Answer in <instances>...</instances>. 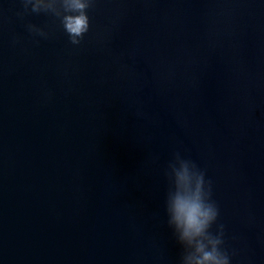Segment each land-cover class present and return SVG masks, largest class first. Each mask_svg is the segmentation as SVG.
Wrapping results in <instances>:
<instances>
[{"label": "water", "instance_id": "1", "mask_svg": "<svg viewBox=\"0 0 264 264\" xmlns=\"http://www.w3.org/2000/svg\"><path fill=\"white\" fill-rule=\"evenodd\" d=\"M23 11L0 0V264H180L176 151L264 264V0H94L79 45Z\"/></svg>", "mask_w": 264, "mask_h": 264}, {"label": "clouds", "instance_id": "2", "mask_svg": "<svg viewBox=\"0 0 264 264\" xmlns=\"http://www.w3.org/2000/svg\"><path fill=\"white\" fill-rule=\"evenodd\" d=\"M23 12L52 13L73 45H79L90 29L88 9L94 0H21ZM33 35L48 33L35 24L27 25ZM168 191L164 201L167 224L182 247L180 264H232V254L224 247L225 226L218 223L220 209L205 170L176 151L164 169ZM215 225V230L213 226Z\"/></svg>", "mask_w": 264, "mask_h": 264}]
</instances>
